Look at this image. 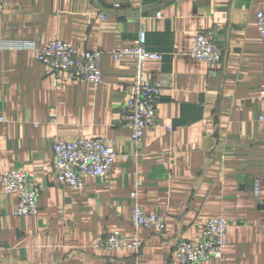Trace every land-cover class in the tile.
I'll use <instances>...</instances> for the list:
<instances>
[{
	"label": "crops",
	"instance_id": "crops-1",
	"mask_svg": "<svg viewBox=\"0 0 264 264\" xmlns=\"http://www.w3.org/2000/svg\"><path fill=\"white\" fill-rule=\"evenodd\" d=\"M263 6L4 0L0 42L40 47L59 39L103 54L94 86L51 73L32 47L0 51V264H176L174 241H197L205 221L218 217L231 223L223 258L202 264H264V38L255 20ZM125 10L133 15L118 14ZM141 27L147 48L163 53L145 62V80L169 73L171 87L157 104L160 125L145 128L135 144L120 122L135 61L110 51L130 45ZM215 27L222 58L211 71L186 52L194 33ZM53 136L110 139L117 153L110 172L79 189L57 182ZM14 168L46 185L36 215L12 214L16 197L4 193L1 176ZM135 204L162 215L164 231L134 226ZM111 232L127 242L136 233L139 249L94 247Z\"/></svg>",
	"mask_w": 264,
	"mask_h": 264
},
{
	"label": "built area",
	"instance_id": "built-area-1",
	"mask_svg": "<svg viewBox=\"0 0 264 264\" xmlns=\"http://www.w3.org/2000/svg\"><path fill=\"white\" fill-rule=\"evenodd\" d=\"M4 12V0H0V27ZM157 16H160L157 13ZM103 17V15H102ZM256 26L264 38V6L256 12ZM217 27L207 31L194 33L191 47L186 55L204 62L212 71L222 58V50L216 44ZM35 50L37 61L45 64L51 73H61L62 78L71 82H87L97 86L102 81L100 61L103 51L100 49L76 50L68 42L54 39L37 47L30 42L21 41L16 44L0 42V51L5 49ZM113 59L131 57L135 61L134 74L128 86L132 93L124 104L123 117L120 122L131 131L130 139L139 143L143 131L148 127L160 125L157 115V104L166 88L171 87V75L160 73L153 81H146L144 64L148 60H160L162 52L149 50L146 46L145 29L141 27L136 38L128 46L110 51ZM58 79V78H57ZM51 123H56V115H51ZM170 129V127H167ZM53 152V178L66 184L71 189H79L86 178L107 175L113 165L117 153L113 141L102 137L76 138L62 140L53 136L51 140ZM3 190L6 194L16 197V206L12 211L15 216L36 215L37 200L45 189L43 182L36 181L21 169L6 170L2 176ZM135 192H132L134 195ZM131 220L134 226L164 231V217L159 214H147L135 204L131 209ZM230 222L222 217L207 219L203 225L200 238L189 241L177 238L173 243L172 255L176 264H202L211 258L222 259L226 245V231ZM141 240L136 233L127 242L118 232H111L98 240L94 247L107 252H119L124 249L137 251Z\"/></svg>",
	"mask_w": 264,
	"mask_h": 264
},
{
	"label": "water",
	"instance_id": "water-1",
	"mask_svg": "<svg viewBox=\"0 0 264 264\" xmlns=\"http://www.w3.org/2000/svg\"><path fill=\"white\" fill-rule=\"evenodd\" d=\"M124 13H126L128 15H133V13L131 11H129V10H125V12L120 11L118 14H124Z\"/></svg>",
	"mask_w": 264,
	"mask_h": 264
},
{
	"label": "trees",
	"instance_id": "trees-1",
	"mask_svg": "<svg viewBox=\"0 0 264 264\" xmlns=\"http://www.w3.org/2000/svg\"><path fill=\"white\" fill-rule=\"evenodd\" d=\"M165 55V54H164Z\"/></svg>",
	"mask_w": 264,
	"mask_h": 264
}]
</instances>
